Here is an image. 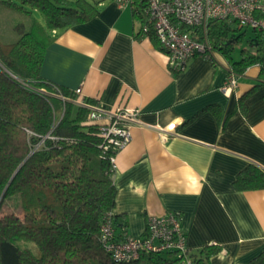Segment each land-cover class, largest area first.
I'll return each instance as SVG.
<instances>
[{"label": "crops", "instance_id": "1", "mask_svg": "<svg viewBox=\"0 0 264 264\" xmlns=\"http://www.w3.org/2000/svg\"><path fill=\"white\" fill-rule=\"evenodd\" d=\"M134 5L104 0L92 18L52 31L41 74L81 88L79 99L138 109L131 140L114 158L120 238L144 235L149 216L179 210L191 254L217 244L210 264H245L264 248V188L235 186L248 164L264 168L261 67L248 66L226 92L231 63L220 51L172 70L159 42L137 36Z\"/></svg>", "mask_w": 264, "mask_h": 264}, {"label": "trees", "instance_id": "2", "mask_svg": "<svg viewBox=\"0 0 264 264\" xmlns=\"http://www.w3.org/2000/svg\"><path fill=\"white\" fill-rule=\"evenodd\" d=\"M102 1L0 0V5L30 14L39 11L43 17H33L28 25L18 23L13 40L0 35V264H173L180 259L143 250L134 260L118 261L105 248L101 226L106 214L111 212L117 224L112 157L118 150L106 147L99 124L89 119L90 106L99 101L84 98L79 104L75 90L41 74L52 30L92 18ZM131 2L142 21L137 36L147 33L159 42L152 30H143L146 1ZM176 23L206 41L211 51L222 52L238 74L259 64L264 79V39L259 31L246 38L248 46L240 47L241 57L235 60L232 54L246 35L235 21L213 19L205 31ZM235 186L264 188V168L248 164ZM9 200L20 204L22 215L2 211ZM221 250L210 244L191 255L196 264H210L211 256ZM245 264H264V248Z\"/></svg>", "mask_w": 264, "mask_h": 264}, {"label": "built area", "instance_id": "3", "mask_svg": "<svg viewBox=\"0 0 264 264\" xmlns=\"http://www.w3.org/2000/svg\"><path fill=\"white\" fill-rule=\"evenodd\" d=\"M127 3L131 0H119ZM147 22L144 31L152 30L160 46L167 52L172 70L184 69L190 58L197 55L210 57L215 51L206 41L196 39L190 32L181 29L177 22L195 25L207 30L213 19H228L240 28L259 31L264 39V0H145ZM53 32L56 29L52 30ZM239 74L230 67L223 89L229 91L238 83ZM81 88L76 92L80 93ZM76 102L83 104V99ZM89 119L100 126L105 137L106 147L117 150L131 140L130 121L137 119L138 109L118 107L109 109L100 102L90 106ZM164 138L167 137L163 133ZM115 156L112 157L114 162ZM179 210L168 211L148 218L144 235L117 237L114 218L111 212L104 217L101 226V241L105 248L118 261H131L139 257L143 250L170 253L186 264H196L188 247L186 231Z\"/></svg>", "mask_w": 264, "mask_h": 264}, {"label": "rangeland", "instance_id": "4", "mask_svg": "<svg viewBox=\"0 0 264 264\" xmlns=\"http://www.w3.org/2000/svg\"><path fill=\"white\" fill-rule=\"evenodd\" d=\"M33 17L43 19L41 13L39 11H34L32 14L20 11V10H14L9 7H6L4 5H0V35L3 40L10 41L15 39L18 36L17 30L15 29V26L22 22L25 25L30 24ZM247 34H251L252 29L251 28H243ZM237 51L235 52V55H238L239 48L243 46H248L247 41L244 39L237 45ZM3 212L7 211H14L19 215H22V209L20 204L16 203V200H9L3 205Z\"/></svg>", "mask_w": 264, "mask_h": 264}, {"label": "water", "instance_id": "5", "mask_svg": "<svg viewBox=\"0 0 264 264\" xmlns=\"http://www.w3.org/2000/svg\"><path fill=\"white\" fill-rule=\"evenodd\" d=\"M1 200H2V197H1V199H0V202H1Z\"/></svg>", "mask_w": 264, "mask_h": 264}]
</instances>
